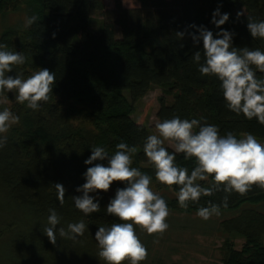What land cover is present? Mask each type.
Here are the masks:
<instances>
[{
	"label": "trees",
	"instance_id": "trees-1",
	"mask_svg": "<svg viewBox=\"0 0 264 264\" xmlns=\"http://www.w3.org/2000/svg\"><path fill=\"white\" fill-rule=\"evenodd\" d=\"M113 1V8L106 9L103 0H0V43L26 57L9 75L23 73L27 78L47 68L56 76L53 94L38 110L18 104L14 93L0 95V111L8 108L20 118L0 148V264L101 260L95 232L118 222L105 209L117 188L125 185L114 182L107 192L90 193L99 198L97 213L85 216L75 208L72 196L81 195L75 190L85 183L87 168L95 163L107 165V161L84 163L94 146L104 147L109 154L120 142L137 146L132 167L153 177V190L178 191L175 186L168 189L158 184L153 169L144 166L142 145L149 129L132 118L134 105L154 87L172 96L171 103L158 110L160 122L174 116L195 118L216 125L221 135L229 131L238 137L251 133L264 141V125L230 112L219 81L200 74L192 57L202 49V42L194 46L187 35L198 34L189 25H203L214 38L221 30L234 33V47L264 51V41L252 39L246 27L247 16L264 20V0H136L139 7L131 9L124 8L121 0ZM217 8L221 14H229L220 28L211 22ZM238 12L244 15L237 18ZM95 13L112 20L120 37L112 39L96 31L92 27ZM10 15L18 18L13 25H5ZM32 16L37 17L36 22L25 27L26 19ZM177 32L186 34L180 39ZM67 36L71 37L69 42L65 41ZM261 76L264 74L257 72V77ZM176 162L189 172L194 167L182 154ZM56 183L66 189L62 205L56 198ZM224 195L217 192L202 197L187 210L178 206L176 196L162 197L175 217L195 214L208 202L221 205L225 219L219 229L226 237L219 264H264V191L253 186L245 196L232 193L227 207L222 206ZM50 209L60 217L57 228L67 229L69 223L84 220V234L71 240L57 232V243L51 244L44 235ZM236 239L242 241L240 247ZM142 264L170 263L150 259Z\"/></svg>",
	"mask_w": 264,
	"mask_h": 264
},
{
	"label": "clouds",
	"instance_id": "clouds-1",
	"mask_svg": "<svg viewBox=\"0 0 264 264\" xmlns=\"http://www.w3.org/2000/svg\"><path fill=\"white\" fill-rule=\"evenodd\" d=\"M241 15L244 13L238 12L237 18ZM228 19L229 14H221L217 8L211 22L220 28ZM246 19L251 38L264 41V20L257 21L253 16ZM36 20V16L27 18L25 27ZM188 27L198 33H187L193 45L202 42V49L195 51L192 59L202 76L215 77L219 81L226 108L237 116L243 114L247 120L255 118L264 125V76L257 77V72L264 74V51L234 47V33L227 30L217 32L214 38L213 32L203 25ZM185 34L177 32L176 36L183 39ZM25 61L21 52L10 51L7 44L0 43V95L14 93L18 104L35 111L49 101L56 76L47 68L35 71L27 78L23 73L9 75ZM19 119L8 108L0 111V148L6 145V133L12 125L19 123ZM166 144L173 151L170 152ZM115 148L112 154L102 146L91 149V155L84 163L93 165L94 161H107V165L95 163L88 167L83 174L85 183L75 190L81 195L72 196V199L75 208L88 216L100 211L99 198L90 193L107 192L114 182L124 184L125 187L117 188L105 209L106 214L116 217L118 222L98 227L95 232L98 257L104 264H142L148 253L136 228L147 235H163L169 227V207L166 200L153 190V177L132 167L138 147L120 142ZM142 152L146 158L144 166L153 169L155 181L168 189L173 186L178 189L175 196L178 206L184 210L190 204H198L202 197L217 192L225 194L222 206L227 207L232 193L245 196L253 186L264 191V143L251 133L238 137L229 131L221 135L216 125L174 116L155 124V134L146 137ZM180 154L185 161L194 162L190 172L188 167L177 164L176 157ZM55 189L56 198L62 205L66 189L61 183H56ZM49 213L44 235L54 246L57 232L61 238L71 240L84 234L87 227L84 220L69 223L67 229L57 228L60 217L55 209H50ZM220 214L221 205L212 202L199 207L195 213L204 221Z\"/></svg>",
	"mask_w": 264,
	"mask_h": 264
},
{
	"label": "rangeland",
	"instance_id": "rangeland-1",
	"mask_svg": "<svg viewBox=\"0 0 264 264\" xmlns=\"http://www.w3.org/2000/svg\"><path fill=\"white\" fill-rule=\"evenodd\" d=\"M103 2L106 9H112L114 6L113 0H103ZM125 3L130 5L136 3V0H125ZM92 17V27L96 31L112 39L120 37V29L112 20L104 18L100 13H95ZM17 18L10 15L3 23L9 26L13 25ZM1 25L0 30L2 29ZM70 40V36L65 38L66 42ZM171 101V92L168 93L162 88L154 87L134 105L132 118L137 124L146 126L150 135L155 134V124L160 122L157 117L158 110L162 104L167 105ZM197 114L200 117L203 116L201 112ZM261 142L264 143V141ZM165 146L172 149L167 144ZM156 192L161 196H175L171 191ZM177 216L175 217L174 214L169 215L167 218L169 227L161 236L147 235L138 227L136 228V233L148 253L144 263L149 262L150 259H154V262L161 259L170 264H219L221 259L220 247L226 237L219 229L220 222L225 219L222 218V214L213 216L207 221L198 218L195 214ZM235 242L240 247L242 241L236 239ZM85 263L104 264V261L98 260L96 257L94 261Z\"/></svg>",
	"mask_w": 264,
	"mask_h": 264
},
{
	"label": "crops",
	"instance_id": "crops-1",
	"mask_svg": "<svg viewBox=\"0 0 264 264\" xmlns=\"http://www.w3.org/2000/svg\"><path fill=\"white\" fill-rule=\"evenodd\" d=\"M121 3H122V6L124 7V8H127V9H129V8H138L139 7V4H138V2L136 1V3H132V4H126L125 3V0H122L121 1Z\"/></svg>",
	"mask_w": 264,
	"mask_h": 264
}]
</instances>
